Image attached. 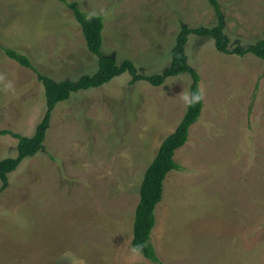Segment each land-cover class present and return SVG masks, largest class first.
I'll return each mask as SVG.
<instances>
[{"label":"rangeland","instance_id":"1","mask_svg":"<svg viewBox=\"0 0 264 264\" xmlns=\"http://www.w3.org/2000/svg\"><path fill=\"white\" fill-rule=\"evenodd\" d=\"M104 17L103 52L162 73L183 25L214 27L209 0H68ZM229 50L264 38V0H219ZM1 46L56 81L98 69L73 11L59 0H0V129L33 136L45 87ZM200 119L175 155L151 240L161 264H264V60L189 35ZM190 73L155 86L125 72L56 105L44 149L0 193V264H155L132 246L144 175L183 119ZM19 139L0 134V160ZM1 186V180H0Z\"/></svg>","mask_w":264,"mask_h":264},{"label":"trees","instance_id":"2","mask_svg":"<svg viewBox=\"0 0 264 264\" xmlns=\"http://www.w3.org/2000/svg\"><path fill=\"white\" fill-rule=\"evenodd\" d=\"M73 11V15L83 29L90 52L98 57V69L93 74H85L77 80L65 79L56 81L43 74L33 59L19 48L1 46L2 51L11 59L27 67L37 74L43 83L46 94L47 110L43 120L38 124L31 137L13 133L8 129H0V134H10L19 139L15 157L0 160V193L9 186V174L14 172L24 159L36 155L44 149V141L50 128L52 113L56 105L68 100L75 92L97 88L111 81L125 72H130L135 80L146 79L155 86L162 85L169 77L183 73H190L193 83L190 88L191 99L187 111L175 129L162 142L157 155L148 167L140 187V201L135 210L132 246L142 256L155 264H161L157 251L151 240L152 231L156 225V208L163 199L165 180L173 170L182 167L176 161V152L182 148L189 139L190 129L201 116L204 101L200 89V75L188 63L186 44L189 35L212 36L219 51L241 56L251 53L264 60V38L250 46H238L229 50V37L225 34L224 17L219 0H209L213 5L219 21L214 27H190L183 25L177 37L176 45L172 50V62L162 73L143 75L131 60H118L103 52L104 17L98 14H89L82 10L76 1L59 0Z\"/></svg>","mask_w":264,"mask_h":264}]
</instances>
